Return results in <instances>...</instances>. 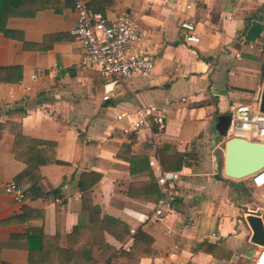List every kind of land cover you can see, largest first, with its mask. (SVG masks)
<instances>
[{"label":"crops","instance_id":"0c3cea01","mask_svg":"<svg viewBox=\"0 0 264 264\" xmlns=\"http://www.w3.org/2000/svg\"><path fill=\"white\" fill-rule=\"evenodd\" d=\"M89 7L110 19L129 12L143 38L136 48L155 64L151 77L128 80L109 101L101 74L77 68L74 0H0V264H65L64 251L78 252L70 237L82 222L83 175L93 177L89 184L99 177L94 204L128 235L106 232L105 245L78 252L89 264H260L264 247L252 243L247 217L264 219V188L225 176L228 140L214 122L233 106L261 111L264 0H94ZM187 18L196 20L200 43L186 42ZM254 26L261 32L249 40ZM142 108L166 114L163 132H126L129 115ZM41 150L52 162L27 174ZM153 160L181 176L165 223L148 219L162 198ZM11 183L24 190L21 202L5 192ZM139 232L152 240V257L131 256Z\"/></svg>","mask_w":264,"mask_h":264},{"label":"built area","instance_id":"2783aa9c","mask_svg":"<svg viewBox=\"0 0 264 264\" xmlns=\"http://www.w3.org/2000/svg\"><path fill=\"white\" fill-rule=\"evenodd\" d=\"M93 1L74 0L77 23L71 35L79 40L82 50L77 68L93 70L101 74L106 81L104 101H109L114 89L128 80L134 77H151L155 64L151 57L136 48L143 38L140 25L133 16L127 11H122L114 19H110L105 14L89 7ZM181 27L189 33L186 37L187 43H200L196 20L187 18L182 22ZM32 78L36 80L37 76ZM25 91L30 92L31 88H25ZM262 93V88H258L257 101H261ZM230 116L231 124L227 140L241 138L249 142L264 144V113L254 112L249 105H239L231 108ZM124 117L126 115L120 116V118ZM166 121L165 113L156 114L150 108H142L135 114L129 115L126 132H139L144 127L157 126L161 133L166 128ZM150 165L157 175L162 198L155 205L152 217L148 219L165 223L174 212L173 189L181 176L177 172L165 171L155 160L151 161ZM263 177L264 169L252 177L255 187L264 188ZM5 192L12 195L18 202L25 197L24 190L18 188L15 183L6 186ZM166 233L172 234V230L167 229Z\"/></svg>","mask_w":264,"mask_h":264},{"label":"trees","instance_id":"16d2710c","mask_svg":"<svg viewBox=\"0 0 264 264\" xmlns=\"http://www.w3.org/2000/svg\"><path fill=\"white\" fill-rule=\"evenodd\" d=\"M18 135V136H17ZM16 135V138L23 139L22 133ZM38 146H41L39 142H32ZM35 145V146H36ZM49 150H53L55 148L54 144H46ZM36 148H38L36 146ZM47 151H40L41 160H32L28 163L27 174H33L34 172H38L42 165H47L52 162V158L50 155H47ZM164 166L166 169H169V166L166 162H164ZM93 178L91 175H83L81 178L80 189L83 192V211H82V222L80 219V226L77 232L71 235L70 238L77 240L74 245L78 247V252L85 254L89 251H92L95 247L105 245V233L115 235L118 239H126L127 232L116 225L114 222L108 219L101 218V212L98 207L94 204L93 198V188L99 182V177L92 181L91 184L88 183V180ZM89 220V225L84 224V219ZM92 220V222H91ZM118 232L120 234H118ZM122 236V237H120ZM81 238V239H79ZM148 241V240H147ZM145 240V236L142 232H139L138 235L135 236L134 245L130 251L131 256H138L141 258H149L155 255L152 246V240L148 244ZM73 244V243H72ZM78 252H75L73 248L64 251L65 254V264H89L86 257H81ZM46 260H43V264H46Z\"/></svg>","mask_w":264,"mask_h":264},{"label":"water","instance_id":"95a60500","mask_svg":"<svg viewBox=\"0 0 264 264\" xmlns=\"http://www.w3.org/2000/svg\"><path fill=\"white\" fill-rule=\"evenodd\" d=\"M261 32V28L254 26L249 32L248 39L253 40ZM261 112L264 113V90L262 93ZM231 116H219L214 122V128L221 138H228ZM264 169V144L254 143L241 138L227 141L226 158L224 164L225 176L232 180L242 181L252 178ZM262 213V210H260ZM247 222L253 231L252 243L264 247V219L260 216H249Z\"/></svg>","mask_w":264,"mask_h":264},{"label":"bare ground","instance_id":"6f19581e","mask_svg":"<svg viewBox=\"0 0 264 264\" xmlns=\"http://www.w3.org/2000/svg\"><path fill=\"white\" fill-rule=\"evenodd\" d=\"M263 179H264V177H263ZM261 186H263V185H261ZM260 264H264V258H263V261Z\"/></svg>","mask_w":264,"mask_h":264}]
</instances>
